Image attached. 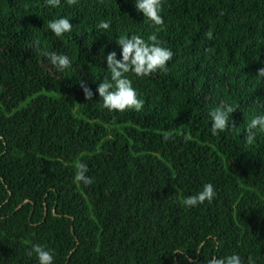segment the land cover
Segmentation results:
<instances>
[{"label": "trees", "instance_id": "trees-1", "mask_svg": "<svg viewBox=\"0 0 264 264\" xmlns=\"http://www.w3.org/2000/svg\"><path fill=\"white\" fill-rule=\"evenodd\" d=\"M160 14L156 32L135 0H0V264H38L37 243L54 264H264V131L245 142L264 115V0H162ZM59 18L73 29L56 37ZM154 32L173 52L167 71L126 74L141 111L105 109L107 54ZM222 104L238 106L237 128L213 136ZM81 162L89 186L74 179ZM209 183L211 203L183 205Z\"/></svg>", "mask_w": 264, "mask_h": 264}, {"label": "clouds", "instance_id": "clouds-1", "mask_svg": "<svg viewBox=\"0 0 264 264\" xmlns=\"http://www.w3.org/2000/svg\"><path fill=\"white\" fill-rule=\"evenodd\" d=\"M78 0H67L68 5L77 4ZM46 4L51 7H58L61 0H46ZM137 12L142 13L154 26L156 32L163 31L164 21L161 16L162 0H135ZM97 27L101 30L110 28V21L101 20ZM48 28L56 36L60 37L65 33H70L73 25L67 18L52 20ZM156 32L148 37L146 42L140 36L131 35L130 37L121 36L116 43L121 49L120 59H117L114 51L106 56L107 70L110 73V80H103L97 88L99 96L102 98V106L109 111L124 112L127 110L141 111L144 101L138 98V93L132 86V81L127 77V73L132 72L137 77H147L157 71H167L168 63L173 59L171 49L164 47L158 39ZM208 39H212V32L206 33ZM50 63L58 67L61 71L71 66V60L63 54H47ZM256 77L264 80V68L257 70ZM85 100H92V92L81 84ZM238 106L232 104H222L210 112L211 134L213 136L236 129L234 122L230 127V117L237 110ZM257 129L264 131V115L254 117L247 125L245 130V142L253 144ZM75 181L89 186L93 179L87 175L88 168L84 163L76 164ZM216 192L212 184H205L202 191L195 195L183 199V205L188 208L196 207L204 202L211 203L215 198ZM35 254L38 264H54V254L47 247L37 243L34 244L27 255ZM208 264H244L238 254L228 255L222 258H212ZM247 264H255L252 257H248Z\"/></svg>", "mask_w": 264, "mask_h": 264}]
</instances>
